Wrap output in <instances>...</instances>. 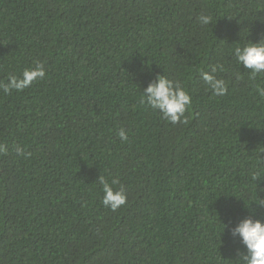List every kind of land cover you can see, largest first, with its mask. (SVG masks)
<instances>
[{
	"label": "trees",
	"instance_id": "obj_1",
	"mask_svg": "<svg viewBox=\"0 0 264 264\" xmlns=\"http://www.w3.org/2000/svg\"><path fill=\"white\" fill-rule=\"evenodd\" d=\"M261 39L264 0H0V85L45 71L0 87V264H233L232 230L264 221V74L234 55ZM163 75L183 122L142 102Z\"/></svg>",
	"mask_w": 264,
	"mask_h": 264
},
{
	"label": "clouds",
	"instance_id": "obj_2",
	"mask_svg": "<svg viewBox=\"0 0 264 264\" xmlns=\"http://www.w3.org/2000/svg\"><path fill=\"white\" fill-rule=\"evenodd\" d=\"M200 24L208 26L213 23L211 15L201 14L197 17ZM234 55L239 66L244 69L251 70V76L254 78L257 74H264V39L257 43L248 42L243 47L237 46L234 50ZM216 68L212 69L215 72ZM45 71L43 66L38 65L34 69H25L21 77H10L9 83L0 85L3 87L5 93L12 89L22 91L23 89L32 85L33 81L43 79ZM203 80L210 85L215 95L224 96L228 89L223 80H217L213 75L207 72L202 73ZM257 93L264 97V88H257ZM154 110H159L163 117L172 124L183 122L182 117L185 111L191 105V96L180 85L179 82H174L168 79L165 75L158 76L156 81L150 83L146 89L143 90V100ZM119 138L122 141L128 139L126 132L121 129ZM5 145L0 144V153H6ZM18 154L23 155V150L16 147ZM30 155V154H29ZM99 183L102 185L103 198L101 203L104 207L116 211L127 202L126 190L123 186L114 189L112 185L119 182L113 180L109 184L103 176L99 177ZM258 206H264V201L260 200ZM224 225V229H225ZM233 235H238L241 243L246 251H238L237 259L233 264H264V221L253 220L246 218L242 220L233 230Z\"/></svg>",
	"mask_w": 264,
	"mask_h": 264
}]
</instances>
